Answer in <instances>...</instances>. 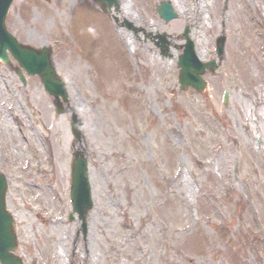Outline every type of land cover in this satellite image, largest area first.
<instances>
[{
	"label": "rangeland",
	"instance_id": "1",
	"mask_svg": "<svg viewBox=\"0 0 264 264\" xmlns=\"http://www.w3.org/2000/svg\"><path fill=\"white\" fill-rule=\"evenodd\" d=\"M119 1L111 17L91 0L11 7L7 28L21 43L55 49L67 103L84 125L95 204L85 251L77 223L65 219L71 116L57 114L39 79L23 72L24 86L16 62L0 63V171L10 181L18 254L25 264H65L77 246L82 264H264V0ZM163 1L177 19H160ZM222 25L226 51L204 76L205 93L180 92L183 32L210 61ZM163 33L172 57L150 40ZM36 211L59 226L43 225Z\"/></svg>",
	"mask_w": 264,
	"mask_h": 264
},
{
	"label": "water",
	"instance_id": "2",
	"mask_svg": "<svg viewBox=\"0 0 264 264\" xmlns=\"http://www.w3.org/2000/svg\"><path fill=\"white\" fill-rule=\"evenodd\" d=\"M101 4L104 10L110 8L115 0H96ZM14 0H0V56L5 63H8V57L6 51L9 50L13 57L19 62V64L32 75H38L44 84L45 89L55 100L58 113L64 112L62 105L58 102L59 97L62 96L66 100L65 86L56 76L55 70L52 66L51 52L47 49L34 50L31 47L23 46L8 32L6 27V17L13 4ZM118 4V3H117ZM158 13L165 22H169L177 15L173 12L172 8L167 3H162L157 8ZM189 30L184 33L187 43L184 46V53L180 56L178 67L180 70V89L186 90L189 87L194 88L198 92H203L206 83L202 79V75L206 70L214 72L216 65L212 63H202L196 56L194 50V44L189 38ZM223 43V42H222ZM219 49V54L223 53V44ZM163 53L168 54L169 47L164 44H158ZM227 96L225 94L224 103L227 104ZM72 131L75 137L78 139L81 137L80 123L75 115L73 117ZM72 177H73V196L74 198L86 199V202L91 208L90 202V187L88 184V172L86 158L76 153L74 155V161L72 165ZM3 178L0 176V218H5L6 214L3 209L4 205V189L5 186ZM84 203V204H85ZM13 224H6L0 221V260L3 264H12V256L8 254V251L14 250V236L12 231Z\"/></svg>",
	"mask_w": 264,
	"mask_h": 264
},
{
	"label": "bare ground",
	"instance_id": "3",
	"mask_svg": "<svg viewBox=\"0 0 264 264\" xmlns=\"http://www.w3.org/2000/svg\"><path fill=\"white\" fill-rule=\"evenodd\" d=\"M127 13L129 14V12ZM121 39L124 42V44L127 46V48L134 46V43L130 38L128 39V37H122Z\"/></svg>",
	"mask_w": 264,
	"mask_h": 264
},
{
	"label": "flooded vegetation",
	"instance_id": "4",
	"mask_svg": "<svg viewBox=\"0 0 264 264\" xmlns=\"http://www.w3.org/2000/svg\"><path fill=\"white\" fill-rule=\"evenodd\" d=\"M79 236V232H77V237ZM83 240H84V242L86 243L87 242V238L86 239H84L83 238ZM76 250H77V246L75 247V249H74V251H73V254H75L76 253ZM82 261H86V260H81V264H82Z\"/></svg>",
	"mask_w": 264,
	"mask_h": 264
}]
</instances>
